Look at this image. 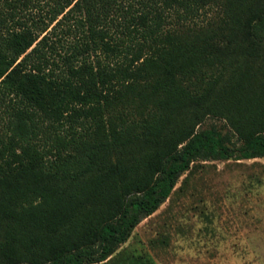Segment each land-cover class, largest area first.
Returning a JSON list of instances; mask_svg holds the SVG:
<instances>
[{
	"label": "trees",
	"instance_id": "16d2710c",
	"mask_svg": "<svg viewBox=\"0 0 264 264\" xmlns=\"http://www.w3.org/2000/svg\"><path fill=\"white\" fill-rule=\"evenodd\" d=\"M262 156L264 0H0V264H118L194 164Z\"/></svg>",
	"mask_w": 264,
	"mask_h": 264
},
{
	"label": "rangeland",
	"instance_id": "374dc122",
	"mask_svg": "<svg viewBox=\"0 0 264 264\" xmlns=\"http://www.w3.org/2000/svg\"><path fill=\"white\" fill-rule=\"evenodd\" d=\"M212 124L224 127L212 116L200 126ZM117 255L118 264H264V156L198 161Z\"/></svg>",
	"mask_w": 264,
	"mask_h": 264
}]
</instances>
